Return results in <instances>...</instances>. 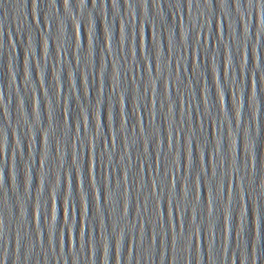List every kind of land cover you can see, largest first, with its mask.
Returning a JSON list of instances; mask_svg holds the SVG:
<instances>
[{
	"label": "water",
	"instance_id": "obj_1",
	"mask_svg": "<svg viewBox=\"0 0 264 264\" xmlns=\"http://www.w3.org/2000/svg\"><path fill=\"white\" fill-rule=\"evenodd\" d=\"M0 264H264V0H0Z\"/></svg>",
	"mask_w": 264,
	"mask_h": 264
}]
</instances>
